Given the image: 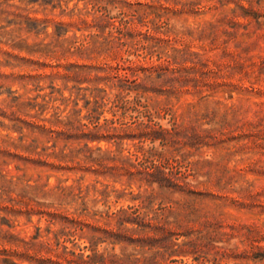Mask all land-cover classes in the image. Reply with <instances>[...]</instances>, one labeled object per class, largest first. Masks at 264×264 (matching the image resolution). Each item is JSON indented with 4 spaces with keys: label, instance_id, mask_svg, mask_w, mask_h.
<instances>
[{
    "label": "rangeland",
    "instance_id": "obj_1",
    "mask_svg": "<svg viewBox=\"0 0 264 264\" xmlns=\"http://www.w3.org/2000/svg\"><path fill=\"white\" fill-rule=\"evenodd\" d=\"M252 10L264 0H0V249L16 264H50L20 238L83 256L264 264V15ZM146 113L168 131L89 132ZM150 151L177 184L121 167ZM130 206L180 221L176 244L126 237L143 234L113 215ZM62 209L88 225L56 237L63 222L47 211Z\"/></svg>",
    "mask_w": 264,
    "mask_h": 264
},
{
    "label": "trees",
    "instance_id": "obj_2",
    "mask_svg": "<svg viewBox=\"0 0 264 264\" xmlns=\"http://www.w3.org/2000/svg\"><path fill=\"white\" fill-rule=\"evenodd\" d=\"M252 15L256 19V21L260 23L259 18L263 16L264 13L252 10ZM136 100L138 102L139 98H136ZM94 101L97 102V98H95ZM125 102H128V100H126ZM124 105L125 104H122V106ZM125 108L127 107L125 106ZM146 115L148 116L147 121H136L134 119L132 121V125L124 124L121 125V127L109 125L107 122L103 124H98L96 122L94 125V129L89 130V132H96L98 129L103 128L106 131L113 130L112 134L115 137H120L122 132L123 134H130L131 136L136 134L139 137H151L153 139L155 138V132L168 131L167 128H163L161 125L157 126L155 122L150 123L151 118L149 113H146ZM164 138V136L161 137V139ZM112 158L114 159L115 157L112 156ZM102 159L104 158L101 157L98 160ZM118 159L120 160L121 167H124L130 175L139 173L141 178H144L148 183L156 181L160 186L177 184L173 179V174H176L179 171L173 170L174 165L171 164L169 160L170 158L164 156L161 153L150 151L148 154H145L141 158H138L137 156L135 158L136 161H131L129 158ZM132 167L135 168V171L132 170ZM56 187L57 189H59L60 194L62 195H65L67 193L69 194L72 190L70 185L64 186L58 184ZM47 214V219L49 222H54L56 219H59L61 220V222H63V228L54 233L56 237H58L60 233H68V231L65 230V227L70 228V226L73 225L74 228H76L77 226L82 228L83 226L88 225V222L85 223V221L81 220L80 214L74 211L63 209L52 211L48 210ZM113 215L116 216L119 224H123L125 221L135 222L137 224V227L130 228L132 229L130 231L140 229L143 234L138 237H132L129 234L126 237H128L130 240L136 241L137 244L141 246L146 244L152 245L156 241H163L170 245L176 244V242H174L171 238L172 235L178 233L176 230L178 226L181 225V222L178 220L174 222L168 221L166 215L163 212L146 217V214H141L139 206H130V210L120 208L119 210L114 212ZM107 229L104 228L103 230L106 232H111V229ZM127 229L128 228H126L125 231H128ZM36 234L38 235L39 232H37ZM37 235H34L33 237H37ZM93 238L94 235H92L89 239L91 243L94 242ZM20 240V244H22V246H24L27 251L28 249L32 250V253L29 255L34 258V260L49 262L50 264H159L156 255L132 256L116 255L114 253L103 255V253L94 252L87 253L83 256L82 254H75L71 250H66V246H63L61 250H54L48 241L41 242L23 238H20ZM187 243L189 242H183V244H181L179 248H176V250L183 248ZM36 245H39V247H36ZM253 246H257L258 248L261 247L258 244H253ZM43 250L45 251V254L41 253V251ZM0 254V260L3 264H16V261L8 257V253L5 248L0 249Z\"/></svg>",
    "mask_w": 264,
    "mask_h": 264
}]
</instances>
